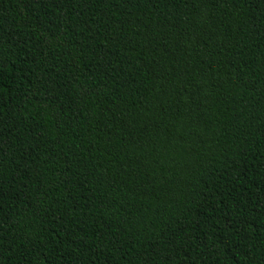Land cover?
Wrapping results in <instances>:
<instances>
[{"label":"trees","instance_id":"16d2710c","mask_svg":"<svg viewBox=\"0 0 264 264\" xmlns=\"http://www.w3.org/2000/svg\"><path fill=\"white\" fill-rule=\"evenodd\" d=\"M0 264H264V0H0Z\"/></svg>","mask_w":264,"mask_h":264}]
</instances>
